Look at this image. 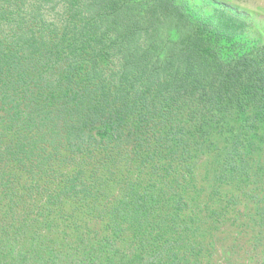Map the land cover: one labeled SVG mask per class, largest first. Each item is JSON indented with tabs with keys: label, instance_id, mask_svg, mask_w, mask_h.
<instances>
[{
	"label": "trees",
	"instance_id": "obj_1",
	"mask_svg": "<svg viewBox=\"0 0 264 264\" xmlns=\"http://www.w3.org/2000/svg\"><path fill=\"white\" fill-rule=\"evenodd\" d=\"M199 1L0 0V130L12 132L8 151L33 155L59 137L114 160L125 144L144 164L162 163L166 179L186 171L178 187H147L123 207L140 229L155 223L176 234L161 247L170 250L190 229L182 192L196 184L198 158L213 160L214 191L264 171V36L255 33L256 15L248 21L226 0ZM69 189H87L80 172ZM19 245L0 238V264L98 260L71 262ZM150 252L146 261L156 264L162 254Z\"/></svg>",
	"mask_w": 264,
	"mask_h": 264
},
{
	"label": "rangeland",
	"instance_id": "obj_2",
	"mask_svg": "<svg viewBox=\"0 0 264 264\" xmlns=\"http://www.w3.org/2000/svg\"><path fill=\"white\" fill-rule=\"evenodd\" d=\"M226 2L225 8L245 20L255 14V33L264 36V0ZM0 134V238L34 244L41 253L52 249L71 262L93 254L96 264H149V252L160 251L156 264H264V171L256 169L251 180L214 191L213 160L198 158L192 167L196 187L182 192L190 229L170 250L161 247L176 234L155 223L144 231L124 208L142 199L147 187L156 193L178 187L186 171L166 179L162 163L158 168L144 164L125 144L110 160L101 148L76 149L59 137L43 152L17 155L8 151L7 125ZM78 172L85 191L69 189Z\"/></svg>",
	"mask_w": 264,
	"mask_h": 264
}]
</instances>
